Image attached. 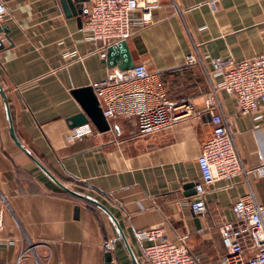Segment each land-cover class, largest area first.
Instances as JSON below:
<instances>
[{
    "label": "crops",
    "instance_id": "0c3cea01",
    "mask_svg": "<svg viewBox=\"0 0 264 264\" xmlns=\"http://www.w3.org/2000/svg\"><path fill=\"white\" fill-rule=\"evenodd\" d=\"M0 24V208L5 227L0 264H143L139 229L164 225L169 239L187 236L202 264H221L220 226L235 217L233 204L251 189L264 202V176L220 179L195 214L198 157L212 135L205 97L212 57L245 59L264 53V0H164L153 22L137 27L113 62L89 49L85 13L65 11L62 0H5ZM88 8L90 0H80ZM197 52L202 61L185 65ZM147 64L163 71L171 99L189 98L194 112L154 132H138L135 119H109L111 129L70 140L67 118L81 105L73 89L93 85L111 66ZM220 111L231 122L242 163L264 165V120L241 115L220 91ZM62 184L98 203L64 189ZM79 206V211H76ZM199 219L200 226L197 223Z\"/></svg>",
    "mask_w": 264,
    "mask_h": 264
},
{
    "label": "built area",
    "instance_id": "2783aa9c",
    "mask_svg": "<svg viewBox=\"0 0 264 264\" xmlns=\"http://www.w3.org/2000/svg\"><path fill=\"white\" fill-rule=\"evenodd\" d=\"M164 0H90L82 30L89 49L107 57L108 48L130 38L137 27L153 22V13ZM176 1V0H173ZM7 5L0 0V21L5 18ZM202 61L197 52L186 56L185 65ZM213 69L208 72L211 84L205 97L211 115L212 135L203 144L198 157L202 177L195 184L198 198L190 203L195 214L207 210L206 194L210 185L220 179L254 173L264 176V165L247 169L242 163L231 122L224 117L219 100L220 91L232 96L241 115H253L264 120V53L236 60L212 57ZM163 71H152L141 62L123 69L110 67L105 76L92 86L104 115L109 119L133 118L138 132L147 134L171 125L191 115L195 106L187 97L173 100L163 83ZM90 123L74 128L70 140L94 134ZM235 217L220 226L225 254L221 264H264V202L251 189L232 206ZM5 227V213L0 208V244ZM137 237L143 245V264H202L187 244V236L180 243L171 241L164 225L139 229ZM111 250L112 242L106 241Z\"/></svg>",
    "mask_w": 264,
    "mask_h": 264
},
{
    "label": "water",
    "instance_id": "95a60500",
    "mask_svg": "<svg viewBox=\"0 0 264 264\" xmlns=\"http://www.w3.org/2000/svg\"><path fill=\"white\" fill-rule=\"evenodd\" d=\"M79 1L80 0H62V4L64 6L65 11H67V13H69L70 10L74 14L78 13L79 19H80L81 16L83 15V13L87 12V8L84 7L83 3H78ZM3 29L6 32L9 31L8 26L6 24H3V25L0 24V32ZM126 47H127V41L122 40L118 44L111 45L108 48V52H109L108 60H109L110 64H112V62L114 60L113 56L115 55L117 49L118 48L125 49ZM133 66L134 65H132L131 63L125 62L122 65H120L119 67L123 68V69H128V68H131ZM111 67H113V66H111ZM0 91L2 93V96H3L5 104H6V108L8 111V116H9L10 123H11L12 136L14 137L17 144L23 148L22 143L19 141V139L15 133L14 126L12 123V117H11V113H10V106H9L8 97L6 95L5 90L3 89L2 85H1V83H0ZM72 92L75 95V97L78 99V101L80 102L81 111H79V112H77V113H75V114H73L67 118V122H68L70 128L73 129V128H76L78 126H82V125L87 124V123H93L100 132H104V131L111 129L110 122H109L108 118L104 115L103 109L100 105V101H99L92 85H87V86L75 88V89H73ZM34 159L64 189H66V190H68V191H70V192H72V193H74L80 197H83V198H85L91 202L98 203L97 201H95L94 199H92L90 197H86V196H83L77 192L72 191L70 188H68L67 186L62 184L60 181H58L51 174V172L39 160H37L36 158H34ZM99 205H101V204H99ZM79 208H80L79 206H76L77 212L79 211ZM197 223L200 226L199 219H197ZM105 264H114L113 255H112V252L110 250L106 252V263ZM136 264H138V263L136 262Z\"/></svg>",
    "mask_w": 264,
    "mask_h": 264
}]
</instances>
